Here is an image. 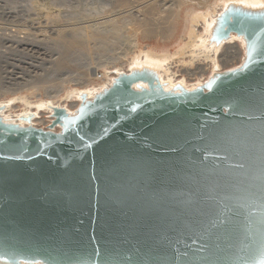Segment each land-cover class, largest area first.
<instances>
[{"label":"water","instance_id":"water-1","mask_svg":"<svg viewBox=\"0 0 264 264\" xmlns=\"http://www.w3.org/2000/svg\"><path fill=\"white\" fill-rule=\"evenodd\" d=\"M260 5L212 20L207 45L235 39L243 56L200 84L131 66L74 110L48 105L46 128L0 108V157H20L0 159V264H92L94 250L106 264H262Z\"/></svg>","mask_w":264,"mask_h":264},{"label":"bare ground","instance_id":"bare-ground-1","mask_svg":"<svg viewBox=\"0 0 264 264\" xmlns=\"http://www.w3.org/2000/svg\"><path fill=\"white\" fill-rule=\"evenodd\" d=\"M232 1H240L246 4H264V0H179L176 6H174L175 3H172L167 8H164L165 10L163 9L164 10V11L162 10L163 12L162 11L158 12V9L161 5L159 6V4H157V1L154 0H146L145 2L143 1L141 2V4L142 3L144 4L141 7H139L137 11L144 12L145 14L151 16L150 18L144 17L145 19H143L141 22L138 23V26L141 30V32L140 30L139 32L143 33L144 36L156 37V39L159 38L158 40H160L162 45L147 44L143 46L138 41V39L133 35L134 33L133 34L130 32H129L130 34L126 33V37L124 39L127 43V45L125 43L127 48L125 47L126 48L125 50L122 49V51L124 52L123 54H121V56L117 58L115 56L114 59L112 57L113 60L109 58L110 62L106 59L107 57H103L109 63H105L106 61L103 60L102 62H104V64L99 62L98 64L100 65L98 66L96 64L97 66H94L95 68L93 67V69L86 68L88 71L84 70L85 73L81 74L83 76H80L79 73L80 78L82 77L81 79L85 81L82 84L76 83L78 81H75L74 79L75 77L73 78L74 80H65V78L62 79L65 81H62L61 79L59 81L57 80L58 83L60 82L58 84L55 81H53L55 78H53L54 74L52 73V71L55 70H52L51 67L53 66V69L56 68L57 70L65 66L64 64H66L67 62L65 60H69V62L71 61L74 62L72 60L73 57L71 59H67V58L68 57L70 58V56H74L80 47H82L83 50L85 51L87 47H84L82 45L85 41H89L90 39L93 40L98 39L96 41H99L100 39L104 40L106 36L103 32H99V31L85 33L82 31V29L79 28L74 29V31L71 30L72 33L68 37L69 41L64 43L65 44L64 49L67 51V53L68 51H76V52H73L74 53L73 55L65 56L66 53L63 54L65 50H62L63 53H61V56H57V58H55L56 56L53 55L55 56L53 61H52L53 57L52 59H48V62L51 60L52 66L50 65L51 66L50 70L52 71L51 73L48 70L45 71H47L52 75L51 76L50 74L48 75L47 72L44 75L47 74V76L52 77L53 80H51V78L48 79V77H44V75H42L41 73H39L40 75L38 74L35 77H32L33 75L29 77V74H27V75H22L25 77L26 76L29 77V79L27 77L24 78V80L26 79V81L23 80L24 83L20 82L19 84L17 81H15L17 82V84L14 85V83H12L14 86L12 85L11 87L0 86V108L4 107V111L1 113V115L5 118H11L17 121L18 117L22 114H26L29 112L35 113L37 116L36 118L33 119L32 121L33 124L36 127L46 128L51 122V117L49 116V111L47 110L48 105L63 107V108H67L68 110H74L78 105V101H77L78 95L82 91H85L90 96H92L93 94L97 93L102 87L108 86V84L110 83L111 70H114L115 72H119V71H126L131 66L146 65L150 68L157 69L160 78L163 82L166 81L170 83L180 82L186 86H189L192 84H200L204 82L208 77V75L215 70L224 71L226 69L235 67L241 62L243 56L242 45L239 41L233 39L231 40V42L219 47L218 49L214 48L213 46L207 45L208 29L212 20L221 12L223 7L227 3ZM127 5H128L127 1L122 0L119 6L127 7ZM129 5L131 4L129 3ZM126 9L124 8L125 11ZM122 10L120 11L123 12ZM127 12L128 10L126 11V13ZM162 13H164L165 16H163ZM103 14L105 15V13ZM130 15L131 14L129 13L126 14L124 15V18L130 17ZM156 15L158 16V21L156 20L157 18H154ZM103 23L111 24L110 34L114 36H119V34L123 30V25L117 22H113V19L107 20L105 22L103 21ZM136 29L135 31H137ZM29 35L32 34H30L29 32ZM118 38H120V36ZM27 40L30 41L29 39ZM54 47L56 46L54 45ZM61 49H63V47ZM84 51H82V53ZM86 51L88 52V50ZM62 54L65 57L64 56L62 57ZM70 54H72V52H70ZM45 59L43 58V61ZM45 62L47 63V60ZM35 63L37 64V62ZM39 63L42 64L41 60L39 61ZM36 64L35 65L33 64L32 67L36 66ZM46 66L44 65L43 67L46 68ZM43 67L42 70L44 71L45 68L43 69ZM47 69H49V65ZM97 69L101 70L100 73H97ZM73 76H76V74H74ZM66 77L68 79V76ZM71 77L70 79H72ZM94 77L98 78L97 82L92 81L94 80ZM14 78H13V82H14ZM71 83H74V85L73 84L70 85ZM44 119L47 120L48 122L45 121ZM55 130H57V128Z\"/></svg>","mask_w":264,"mask_h":264},{"label":"rangeland","instance_id":"rangeland-1","mask_svg":"<svg viewBox=\"0 0 264 264\" xmlns=\"http://www.w3.org/2000/svg\"><path fill=\"white\" fill-rule=\"evenodd\" d=\"M121 1L122 0H0V84H1L0 86L11 87V85L14 86L15 84H17V82L19 84L20 82L24 83V81H26V79L24 80V78L27 77L29 79L30 76L33 75L32 77H35L39 73L44 75L47 72L45 70H48L50 73L52 70H55V71H52V73L54 74L53 78H55L54 80L52 79V77H50L52 74L48 72L47 74L48 75L50 74V76H47L46 74L44 75V77H48V79L51 78V80L55 81L56 83H58L60 79L62 80L65 78V80L75 79V81H78L76 83L82 84L85 81H83L81 79L82 77L80 78V76H83L81 74L85 73L84 70L88 71L87 69H93L94 66H97V65L99 66L100 65L98 64L99 62L104 64V62H102L103 60L106 61L105 63H109L112 57L114 59L115 56L117 58L121 56V54H123L124 51H122V49L125 50L127 48L126 46L127 43L124 38L126 37V33L128 34L129 32L132 34L134 33L133 35L138 39V41L143 46L147 44L148 45H157V44L162 45L160 40H158L159 38L156 39V37L144 36L143 33H140L141 30L138 26V23L141 22L145 18H150L151 16V15L145 14L144 12L137 11V9H139V7H141L144 4V3L141 4V2L143 1L145 2L146 0H129V1L126 0L128 4L127 7L126 6L120 7L119 5ZM154 1H157V4H159V6L161 5L158 9V12L162 11L164 8H167L172 3H175L174 6H176L179 2V0H161V1L154 0ZM129 3L131 5H129ZM124 8L125 9L127 8L126 9V11L128 10L127 13L124 10ZM120 10H122L123 12H121ZM103 13H105V15ZM125 13L131 14L130 17L124 18V15H126ZM162 15L165 16L164 13H162ZM156 16L154 18H157L156 20L158 21V16L157 17ZM111 19H113V22H117L123 25V30L120 33L121 35L119 34L120 38H118L119 36H114L110 34L111 24L103 23V21L105 22ZM132 27L134 31L132 30ZM77 28L82 29V31L85 33H91V32H96V31L103 32L106 35L105 36L106 39L105 38L104 40L100 39L99 41H96L98 39H95V40L90 39L89 41H85L82 44L84 47H87L85 51L83 50L82 47H80L74 56H70V58L69 57L67 58V59H71L73 57L72 60L74 62H72L71 60H70L71 62H69V60H65L68 62V63L66 62L67 65L64 64L66 67L64 66L63 68L57 69V70L56 68L53 69L51 60L48 62V59H52L53 57L52 59L53 61L55 56H56L55 58H57V56H61V53H63L62 50H65L64 43L69 41L68 37L70 36L72 31H74V29H77ZM135 29L138 32L140 30L139 32L140 34L137 31H135ZM29 32L32 35H29ZM27 39H29L30 41H28ZM54 45L56 47H54ZM62 47L63 49H61ZM86 50H88V52ZM82 51L84 52L82 53ZM70 52H72V54H70ZM73 52H76V51H68L67 53V51L65 50L63 54L66 53L65 56H69V55H73L74 54ZM63 54H62V57L64 56ZM103 57H107L106 59L109 62L105 60V58ZM36 58L39 60H37ZM43 58L44 59L47 58V59L43 61ZM40 60H41V63L44 64L45 66L47 64L46 68L43 67L44 65L39 63ZM46 60H47V63L45 62ZM34 61L37 62V64ZM27 63H30L31 65ZM32 63L34 65L36 64V66L38 67L36 66H34L36 68L32 67L33 66ZM48 65H49V69H47ZM41 66L43 67V69L45 68L44 71L42 70ZM50 67L52 70H50ZM22 70L25 72H23ZM40 71H42L43 73ZM100 71H101L100 69H97V73H100ZM112 71L113 70H111V72ZM79 73H80V76H79ZM27 74H29V77L22 76V75H27ZM74 74H76V76H73ZM66 76H68V79ZM70 77L72 79H70ZM13 78H14V82H13ZM97 79L98 78L94 77V80L92 81L97 82L98 81ZM65 80H62V81H65ZM12 83H14V85ZM72 84L74 85V83H71L70 85Z\"/></svg>","mask_w":264,"mask_h":264},{"label":"snow or ice","instance_id":"snow-or-ice-1","mask_svg":"<svg viewBox=\"0 0 264 264\" xmlns=\"http://www.w3.org/2000/svg\"><path fill=\"white\" fill-rule=\"evenodd\" d=\"M260 7L264 8V4H261ZM226 11H227V9H226ZM192 91H196V90L193 89ZM137 107L138 106H132V107H130L129 111L134 113L137 111ZM112 127L113 128L116 127V124H113ZM102 131H103L104 135L108 134V128H103ZM100 138L103 139V136H101ZM81 140H84V137H81ZM98 142H99L98 140L93 139V140H91V142L87 143L85 145V147L90 148V147H92L93 144L98 143ZM0 159H20V157L19 156H3V157H0ZM0 210H2V209H0ZM91 255L93 257L92 264H98V261L95 259V257H100L99 264H106L104 255L99 250H94V252ZM37 264H39V262H37ZM262 264H264V261H262Z\"/></svg>","mask_w":264,"mask_h":264},{"label":"built area","instance_id":"built-area-1","mask_svg":"<svg viewBox=\"0 0 264 264\" xmlns=\"http://www.w3.org/2000/svg\"><path fill=\"white\" fill-rule=\"evenodd\" d=\"M237 66V65H236ZM227 70V69H226Z\"/></svg>","mask_w":264,"mask_h":264}]
</instances>
